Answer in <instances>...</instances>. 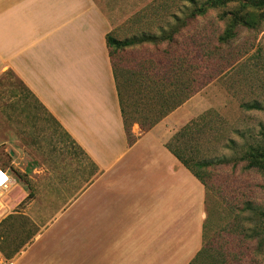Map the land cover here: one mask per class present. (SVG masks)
I'll list each match as a JSON object with an SVG mask.
<instances>
[{
  "label": "crops",
  "instance_id": "1",
  "mask_svg": "<svg viewBox=\"0 0 264 264\" xmlns=\"http://www.w3.org/2000/svg\"><path fill=\"white\" fill-rule=\"evenodd\" d=\"M112 24L105 0L9 4L0 17V72L10 70L33 97L9 99L0 146L12 166L27 155L45 160L44 153L59 162L60 150L70 161L57 180L34 167L61 186L32 198V206H58L35 213L51 218L35 234L72 215L88 234V264H187L202 245L205 190L166 148L175 131L163 118L144 132L132 124L128 144L105 42ZM33 252L16 264L68 263L33 259Z\"/></svg>",
  "mask_w": 264,
  "mask_h": 264
},
{
  "label": "rangeland",
  "instance_id": "2",
  "mask_svg": "<svg viewBox=\"0 0 264 264\" xmlns=\"http://www.w3.org/2000/svg\"><path fill=\"white\" fill-rule=\"evenodd\" d=\"M13 1L0 0V17L7 12ZM189 6L188 0H105L106 13L114 23L112 34L120 39L131 35L137 38L140 33L155 35L163 21L175 23L171 13L180 18L183 16L181 12ZM226 9L227 6L209 9L205 14L197 16L179 35H173L177 43H173L171 49L187 40L193 31H199V38L206 43L205 47L215 52L213 55L219 61L216 66L219 72L215 69L216 74L164 116L163 123L173 133L207 111L208 119L214 124L220 139L214 140L215 144H207L210 146L213 143L211 147L215 149L206 154H224L233 158L240 154L241 148L247 143L264 142V21L261 20L256 28L239 27L234 38L215 48V37L224 27V21L218 15ZM164 46L159 45V49ZM152 51L153 47L147 45L128 49L126 54L139 58ZM32 97L10 70L0 72V123L4 133H7L9 110L14 108L9 99ZM251 102H256L262 108L246 109L241 106L242 103ZM60 138L67 140L62 133ZM206 147L203 143L201 150L205 152ZM62 151L57 154L61 158L59 162L46 160L49 154L44 153L45 160L40 161V155H27L12 166L10 157L0 146V162L15 178V185L4 199L6 214L0 220V254L3 256L23 245L12 257L11 263L4 262L0 257V264H16V261L31 255L32 251L33 259L39 256V260L41 258L47 262L53 260L62 263L65 260L67 264H88V234L72 215L61 219L60 223L43 234L33 235V239L29 240L36 230L41 231L51 220L34 216L35 213L48 211L52 214L58 207L49 201L36 202L33 207L30 203L32 198L37 196L39 199L61 188L48 184L49 173L34 174V167L43 166L52 172L51 179L57 180L58 167L64 170L70 162L67 158L65 160ZM234 161L208 168L210 186L204 198L206 218L202 242L227 250L230 253V264H264V218L243 209L247 203L264 208V174L245 167L243 161ZM24 171L26 175L20 176ZM30 191L31 196L26 197Z\"/></svg>",
  "mask_w": 264,
  "mask_h": 264
},
{
  "label": "trees",
  "instance_id": "3",
  "mask_svg": "<svg viewBox=\"0 0 264 264\" xmlns=\"http://www.w3.org/2000/svg\"><path fill=\"white\" fill-rule=\"evenodd\" d=\"M188 2L190 6L181 12L183 16L179 18L171 13L170 16L175 19V23L163 21L155 35L140 33L137 38L131 35L123 39L117 38L112 32L105 35L128 144L135 140V136L130 132L133 123H137L142 132L148 131L198 91L216 74V71L219 72V69H216L219 61L213 55L215 52L205 47L206 43L199 38V31H193L187 40L171 49L170 46L177 43L173 35H179L197 16L205 14L209 9H221L225 6L228 9L218 15L224 21V27L215 37V48L234 38L239 27L256 28L261 20L264 21V0H188ZM162 44L165 46L160 50L159 45ZM147 45L152 46L153 51L145 56L136 58L126 54L128 49ZM241 106L246 109L262 108L256 102L242 103ZM208 117L205 111L189 120L165 143L166 148L200 181L205 194L210 186L208 168L212 165L232 160L243 161L245 167L254 168L264 174L263 141L247 143L241 148L240 154L233 158H228L224 154H206L209 150L215 149L211 147L213 143L215 144L213 141L220 139ZM210 142L213 143L208 146ZM203 143L207 146L205 152L201 150ZM25 175L26 172L20 174ZM30 196L31 191L26 197ZM243 209L264 218V208L258 205L247 203ZM204 226L205 220L202 237ZM34 234L35 232L32 236ZM20 248H14L3 256L0 254V257L4 262H9ZM229 255L227 250L202 242L200 249L187 264H230Z\"/></svg>",
  "mask_w": 264,
  "mask_h": 264
},
{
  "label": "built area",
  "instance_id": "4",
  "mask_svg": "<svg viewBox=\"0 0 264 264\" xmlns=\"http://www.w3.org/2000/svg\"><path fill=\"white\" fill-rule=\"evenodd\" d=\"M15 178L10 171L0 165V220L6 214L5 198L10 188L15 185ZM7 263H11L10 261Z\"/></svg>",
  "mask_w": 264,
  "mask_h": 264
}]
</instances>
